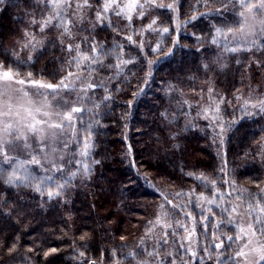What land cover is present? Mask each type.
<instances>
[{"label":"trees","instance_id":"trees-1","mask_svg":"<svg viewBox=\"0 0 264 264\" xmlns=\"http://www.w3.org/2000/svg\"><path fill=\"white\" fill-rule=\"evenodd\" d=\"M104 2L89 0L90 6L77 11L75 4L83 0H72L70 34L55 26L36 31L39 23L32 21L49 15L43 0L0 3V61L21 78L55 84L69 71L80 75L69 64L76 52L69 53L68 44H79L90 55V44L112 53L101 55L103 63L92 65L90 75L82 73L96 87L84 96L79 91L84 85L70 78L75 90L66 95L84 109L75 131L91 145L83 156L88 174L77 170L68 176L76 167L63 159L64 170L54 179L64 188L51 199L0 179V264H233L229 257L238 241L225 238L237 235L242 216L247 224L264 216V201L248 207L250 194L264 196V112L252 107L264 100V34L248 42L230 38L227 47L222 37L213 43L216 28L235 27L228 0L207 5L205 0H156L172 3L173 10L139 0L143 18L140 9H127L129 0H119L125 15L110 9L101 23L96 13ZM129 14L131 23L125 18ZM153 19L156 30L145 31ZM30 30L41 41L34 44L36 51L25 53ZM117 55L131 62L123 64ZM29 56L28 63H15ZM230 205L238 209L231 224V209L223 211ZM158 216L172 227L156 224ZM216 237L225 239L224 247L215 248Z\"/></svg>","mask_w":264,"mask_h":264},{"label":"snow or ice","instance_id":"snow-or-ice-1","mask_svg":"<svg viewBox=\"0 0 264 264\" xmlns=\"http://www.w3.org/2000/svg\"><path fill=\"white\" fill-rule=\"evenodd\" d=\"M3 0H0L2 3ZM145 2L154 5L157 8H164L168 10H173L174 5L172 3L164 4L157 3L156 0H145ZM212 0H205V4L211 3ZM232 5L233 15L236 17L234 24L235 27L216 28V36L213 37L212 42L217 43V37H222L226 42L225 47H227V42L231 40L240 42L243 39L248 42L249 37H256L257 39L264 34V0H228ZM45 7L49 9V15L42 18L41 21L33 20V24L39 23V31L43 32L45 28L50 26L60 27L65 34H70V27L73 23L70 15H68V10L73 8L72 0H43ZM90 6L89 0H83V4L76 3L75 10L80 11L83 7ZM127 9L129 11H135L140 9L138 15L143 18L145 13L142 10L144 5L139 3V0H129L127 4ZM116 15H125V6H121L119 0H105L103 4L102 11L96 13L97 19L103 23L106 13L109 10ZM219 11V10H217ZM75 14V13H73ZM257 17L260 19L257 21ZM125 18L131 23L132 16L126 15ZM197 17L193 16L192 19ZM256 21V23H253ZM55 22V24L53 23ZM110 23V21H109ZM187 23V21H186ZM257 23L259 28H257ZM156 24V20L153 19L151 24L147 25L144 29L153 30L152 26ZM164 33H168L169 29L167 27L163 28ZM239 34V36H238ZM26 35H28L26 33ZM32 39H35L33 35ZM127 40L132 41V37H126ZM31 41H29V44ZM178 43V41H173V45ZM253 45L256 44V39L251 41ZM29 44H25L24 47H29ZM32 50L36 51V46L31 45ZM138 47L143 50V41L140 42ZM159 45L153 48L152 51L158 50ZM66 50L71 53L76 52V56L72 57L69 64H74L77 69V75L72 71H69L67 76L60 79L59 83H45L41 80L36 79H25L21 78L18 70H14L13 67L8 66L5 68L4 62L0 61V179L4 178L6 175V183L9 185H14L16 187H27L32 188L35 192L43 195L45 192L49 199L54 196L61 195V189L64 188V184L57 183L54 179L56 173H62L64 170V163L62 156L56 155L55 145L63 140V137L68 135V131L71 130L73 135H75V122L79 119L78 115L84 109L79 106L71 104L70 101L66 99V95L69 90H75V85L70 81L78 80L84 87L80 88L79 91L82 95L86 96L87 92L96 87L92 83H86L87 77L82 75L83 72H88L89 75L91 71H95L92 68L94 64H102L101 55L107 56L111 55V52H100L94 44L89 45V52H82L80 45L77 44L73 48L72 44H68ZM231 51L235 52L237 48H231ZM117 51H122V46L117 49ZM33 58L28 57L27 61H20L18 58L15 63L19 66L24 63H28ZM117 59L120 60L119 55ZM121 63L127 64L131 60H120ZM149 64L152 62L149 61ZM119 67V65H116ZM32 72H28L27 76L32 77ZM30 85L35 91L30 94V89H26L24 85ZM19 86V87H18ZM211 91V90H210ZM107 98V97H106ZM17 100L18 103L13 101ZM223 102V101H221ZM249 102L246 101L247 105ZM253 108H259V111L264 112V100H261L259 104H253ZM219 106L217 105V111ZM251 114V113H249ZM223 131V128H221ZM83 150L80 155L87 157L89 155L88 149L91 147L88 138L83 140ZM63 146L67 147V142L64 141ZM15 153V155H13ZM24 154H27L26 157ZM43 155V160L38 159L39 156ZM23 157V158H22ZM30 157V158H28ZM70 162V161H69ZM77 163H81L77 161ZM98 163V162H97ZM4 165L8 167L5 168ZM38 166L44 171V175H36L32 170L31 166ZM84 171L88 172L90 169L87 165H83ZM73 175H75L73 173ZM202 183L204 179L202 177H197ZM49 182L54 184L55 191L49 186ZM214 184V181L212 182ZM182 195L180 193L177 194ZM191 196V193L187 194ZM220 199H223V194H218ZM230 195V194H229ZM201 199H207L200 195ZM166 199V198H165ZM239 199V197H237ZM250 203L248 205L249 209H252L253 204L251 201H255L259 204L264 201V196L257 199L254 195H249L248 197ZM169 205L172 201H167ZM209 205L215 203V198L207 200ZM199 207V205H196ZM220 205H217L219 207ZM163 208V205H161ZM173 209L181 208L180 205H172ZM227 218V223L231 224V213L238 211L237 207L229 206L223 209L224 212H229ZM211 211V208L208 209ZM260 212L264 213V208H260ZM251 214V213H250ZM187 215H191L188 213ZM166 217L167 214L165 213ZM204 219H207L206 217ZM156 224L161 225L164 228L172 227L171 224H163L162 218L157 217ZM177 227L185 228V225L176 222ZM207 225H205V228ZM238 234L233 236H227L225 239L229 242L242 241L243 243L238 245V250H234V255L229 257L233 261V264H264V216L257 215L254 217V222L249 223L246 228L240 227L237 224ZM194 231V230H193ZM175 235V232L172 233ZM164 236L167 237L168 233L165 231ZM83 239V237H81ZM216 239H220L216 237ZM225 239H220V242L215 244L216 249H220L225 246ZM165 243L167 240L165 239ZM183 246V245H181ZM232 244L229 243L227 247L231 248ZM15 249V245L9 249V252ZM51 251H55L52 249ZM153 255V253H148ZM158 254V253H157ZM47 255V253H46ZM81 256L84 253H80ZM163 259V258H162ZM169 264H174V261H169Z\"/></svg>","mask_w":264,"mask_h":264},{"label":"rangeland","instance_id":"rangeland-1","mask_svg":"<svg viewBox=\"0 0 264 264\" xmlns=\"http://www.w3.org/2000/svg\"><path fill=\"white\" fill-rule=\"evenodd\" d=\"M32 25H34V24L32 23ZM32 31L30 30V32L27 33L28 35L25 36V39L27 40V44H29V41H31V43L29 44V47L24 48V50H23L24 52H25V50L27 52L30 51L32 49L31 45H33V44L41 41V39H39V38L36 37V33H33ZM36 31L37 32H40L39 31V25H38ZM33 35L35 36V39H32ZM22 78H25V77H22ZM25 79L27 80V78H25ZM24 87L26 89H30V94L33 92L32 91L33 89L31 88L30 85H27L26 84V85H24ZM13 102L14 103H18L19 101H17V100L14 99ZM210 113H211L210 111H206V113H204V115H207V114L210 115ZM200 116L203 117V114L200 115ZM83 140L84 139L82 137V133H76V131H75V135H73L72 131L69 130L68 131V135L65 136V137H63V140L61 142H58L55 145V147H56V150H57L56 151V155L57 156H62L63 159H68L69 161L71 160L70 162H72V164H73L72 166L74 168L76 167V170L72 171L73 173H78L77 170H79L81 172V175L82 174L83 175H86V174H88V172H85L84 171L83 165H87V164H84V162H83V158L84 157L80 155L81 151L83 150V143H82ZM64 141L67 142V147L66 148L63 146ZM13 155H15V153H13ZM26 155L27 154H24L25 157H26ZM28 158H30V157H28ZM38 159H42L43 160V155L39 156ZM77 161H80L81 163H77ZM4 167L7 168L8 166L7 165H4ZM31 167H32V170L34 171V173L36 175H44V171L40 167L35 166V165H33ZM87 167H88V165H87ZM68 173H69V171H67V174ZM73 173H70L71 175H68V176L71 177ZM6 175L7 174L5 173L4 177H6ZM51 185H52V183L49 182V186H51ZM247 225H248L247 224V220L246 219L244 220V218L242 216V219H240L239 226L246 228ZM237 234H238V228H237ZM242 243H243L242 241H238V244H237L235 250H238V245H240ZM85 264H99V263H97L95 261H92V260H88Z\"/></svg>","mask_w":264,"mask_h":264}]
</instances>
